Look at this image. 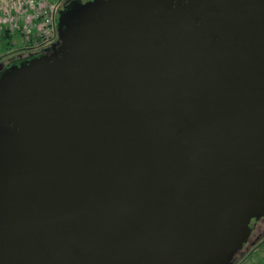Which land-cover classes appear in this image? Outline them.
Listing matches in <instances>:
<instances>
[{"label": "water", "instance_id": "obj_1", "mask_svg": "<svg viewBox=\"0 0 264 264\" xmlns=\"http://www.w3.org/2000/svg\"><path fill=\"white\" fill-rule=\"evenodd\" d=\"M58 32L0 73V264H235L264 217V0L76 1Z\"/></svg>", "mask_w": 264, "mask_h": 264}, {"label": "built area", "instance_id": "obj_2", "mask_svg": "<svg viewBox=\"0 0 264 264\" xmlns=\"http://www.w3.org/2000/svg\"><path fill=\"white\" fill-rule=\"evenodd\" d=\"M63 0H0V32L23 39V51L38 52L58 38Z\"/></svg>", "mask_w": 264, "mask_h": 264}, {"label": "flooded vegetation", "instance_id": "obj_3", "mask_svg": "<svg viewBox=\"0 0 264 264\" xmlns=\"http://www.w3.org/2000/svg\"><path fill=\"white\" fill-rule=\"evenodd\" d=\"M72 1V0H70ZM70 1H67L65 4L67 5ZM185 1H188V0H185ZM76 2V1H75ZM74 3V2H72ZM71 3V4H72ZM64 6L60 9V13L64 10ZM58 39V38H57ZM57 39L53 42L55 43L57 41ZM52 43V44H53ZM52 44L48 45V46H45L43 49H41L40 51L38 52H28L26 54H20V55H13V56H10V57H7L5 59V61L3 63H1L0 65V73H2L7 67H9L10 65H15L17 63H20V62H23V61H26L36 55H40V54H51L53 53L56 49H52ZM251 226H252V234H251V237H250V240H249V244L251 243L253 245V247L259 243H261L262 241H264V217L260 218V219H253L252 220V223H251ZM247 243V244H248ZM246 244V245H247ZM245 245V246H246ZM245 246L243 249H241L240 251H244L245 252ZM252 247V248H253ZM251 248V249H252ZM250 249V250H251ZM255 249V248H253ZM249 250V251H250ZM239 251V253H241ZM238 253V254H239Z\"/></svg>", "mask_w": 264, "mask_h": 264}, {"label": "rangeland", "instance_id": "obj_4", "mask_svg": "<svg viewBox=\"0 0 264 264\" xmlns=\"http://www.w3.org/2000/svg\"><path fill=\"white\" fill-rule=\"evenodd\" d=\"M16 42H17V44L15 46H12V48L10 49L9 52L7 51V53H3L0 56V64L3 63L7 57H10L12 55H16L17 53H20L21 51H23V47L22 48L20 47L23 44L22 37L19 36L17 38V41ZM1 43L3 44V42H1ZM252 247H253V245L251 243L250 244L248 243L245 246V249L246 250H245V252L242 251L240 253L239 261L236 262V264H241L242 262H243L242 264H246V263H248V264H264V260H263V258H264V242H263V247L260 248L257 253L252 252V253H249V255H247V253L249 252V250ZM255 247H256V245L253 248H255ZM243 252H244V254H243ZM236 260H237V258H236ZM261 260H263V261H261Z\"/></svg>", "mask_w": 264, "mask_h": 264}, {"label": "trees", "instance_id": "obj_5", "mask_svg": "<svg viewBox=\"0 0 264 264\" xmlns=\"http://www.w3.org/2000/svg\"><path fill=\"white\" fill-rule=\"evenodd\" d=\"M67 1H70V0H63V3H62V5H61V8L64 6V8L66 9L72 2H75V1H77V2H85V1H88V0H72V1H70L67 5L65 4ZM59 19V18H58ZM15 40H14V37L11 35V34H9L8 32H5V31H3V33H1L0 32V56L3 54V53H7V51L9 52L10 51V49L12 48V46H15L16 44H15V42H14ZM1 42H3V44L1 43ZM21 47V46H20ZM9 55V54H8ZM18 55H20V54H18ZM13 56V55H12ZM253 251V249L252 250H250L248 253H247V255H249V253H251ZM241 252V251H240ZM243 254H244V252H243ZM242 254V255H243ZM246 255V256H247ZM236 258H237V260L235 261V264H236V262H238L239 261V258H240V253L239 254H237V256H236Z\"/></svg>", "mask_w": 264, "mask_h": 264}, {"label": "crops", "instance_id": "obj_6", "mask_svg": "<svg viewBox=\"0 0 264 264\" xmlns=\"http://www.w3.org/2000/svg\"><path fill=\"white\" fill-rule=\"evenodd\" d=\"M263 242H264V241H262L261 243L257 244V245H256V247H255V249H253V251H252V252H255V253H257V252H258V250H259L260 248H262V247H263ZM252 252H251V253H252ZM263 260H264V258H263ZM263 260H261V261H263ZM259 262H260V261H259ZM242 263H243V262H242ZM242 263H241V264H242ZM246 264H248V263H246Z\"/></svg>", "mask_w": 264, "mask_h": 264}]
</instances>
